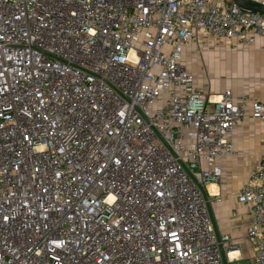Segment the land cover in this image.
<instances>
[{"label": "built area", "instance_id": "obj_1", "mask_svg": "<svg viewBox=\"0 0 264 264\" xmlns=\"http://www.w3.org/2000/svg\"><path fill=\"white\" fill-rule=\"evenodd\" d=\"M258 39L235 1L0 0V264L242 261L208 186L264 102L204 90L186 52ZM237 199L264 264V154Z\"/></svg>", "mask_w": 264, "mask_h": 264}, {"label": "crops", "instance_id": "obj_2", "mask_svg": "<svg viewBox=\"0 0 264 264\" xmlns=\"http://www.w3.org/2000/svg\"><path fill=\"white\" fill-rule=\"evenodd\" d=\"M204 43L199 59H195V61L201 60V68L193 69V64L189 65L197 76L199 86L214 93L231 89L235 95L244 94L264 102L262 39H258L253 46L235 48L231 46L230 41L224 42L221 46H215L214 42L209 41ZM192 47L187 48V51L193 53ZM204 71L207 73L206 76ZM243 78L244 83L241 81ZM231 138L235 154L223 162L222 183L211 184L215 185L217 190L212 192L210 185L208 186L210 208L215 230L221 234H229L239 243L242 261H248L252 248L246 240L245 232L250 216L247 207L239 203L237 193L249 173L258 167L260 158L264 154V124L248 117L236 126ZM216 194H220L222 199L216 200Z\"/></svg>", "mask_w": 264, "mask_h": 264}, {"label": "rangeland", "instance_id": "obj_3", "mask_svg": "<svg viewBox=\"0 0 264 264\" xmlns=\"http://www.w3.org/2000/svg\"><path fill=\"white\" fill-rule=\"evenodd\" d=\"M215 46H221V45H223V44H219V43H216L215 42V44H214ZM199 53L196 51V52H194V53H191V52H186V62H187V64L188 65H190V64H193L192 65V68L193 69H196V68H201V66H202V62H201V60L199 61V60H197V61H195V59H199ZM193 62V63H192ZM205 65H207L206 63H205ZM208 66V65H207ZM191 68V69H192ZM210 71V70H209ZM199 72H201V71H199ZM210 74L212 73L211 71L209 72ZM216 73H217V71H216ZM242 73V72H241ZM204 74H205V76H206V71H204ZM212 75V74H211ZM241 81H242V83H244V78L243 79H241ZM244 91H246V90H244ZM217 217V216H216ZM240 264H244V263H247V261H241V262H239Z\"/></svg>", "mask_w": 264, "mask_h": 264}, {"label": "water", "instance_id": "obj_4", "mask_svg": "<svg viewBox=\"0 0 264 264\" xmlns=\"http://www.w3.org/2000/svg\"><path fill=\"white\" fill-rule=\"evenodd\" d=\"M233 1H235L238 5L249 11L264 13V6H260L249 0H233Z\"/></svg>", "mask_w": 264, "mask_h": 264}, {"label": "bare ground", "instance_id": "obj_5", "mask_svg": "<svg viewBox=\"0 0 264 264\" xmlns=\"http://www.w3.org/2000/svg\"><path fill=\"white\" fill-rule=\"evenodd\" d=\"M209 188L212 190V192L217 190V188H216V186H215V185H210V187H209Z\"/></svg>", "mask_w": 264, "mask_h": 264}]
</instances>
